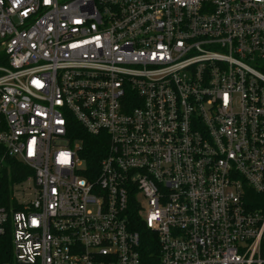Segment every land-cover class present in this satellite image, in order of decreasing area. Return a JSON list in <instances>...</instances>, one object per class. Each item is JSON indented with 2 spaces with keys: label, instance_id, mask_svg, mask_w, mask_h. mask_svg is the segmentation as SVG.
<instances>
[{
  "label": "built area",
  "instance_id": "2783aa9c",
  "mask_svg": "<svg viewBox=\"0 0 264 264\" xmlns=\"http://www.w3.org/2000/svg\"><path fill=\"white\" fill-rule=\"evenodd\" d=\"M3 54L0 264H145L132 210L159 264H264V0H0Z\"/></svg>",
  "mask_w": 264,
  "mask_h": 264
},
{
  "label": "trees",
  "instance_id": "16d2710c",
  "mask_svg": "<svg viewBox=\"0 0 264 264\" xmlns=\"http://www.w3.org/2000/svg\"><path fill=\"white\" fill-rule=\"evenodd\" d=\"M7 58L3 54L0 56V63L7 65ZM84 149V158L86 159V175L97 174L100 166V160L104 156L108 140L104 133L100 135H91L83 131L80 134ZM3 158V165L0 169V205L7 208L15 203L14 186L19 185L34 174L33 169L25 165L20 160L6 155L4 147L0 145V159ZM132 227L140 235V252L145 264H159V248L156 234L146 227L136 210L130 214Z\"/></svg>",
  "mask_w": 264,
  "mask_h": 264
},
{
  "label": "rangeland",
  "instance_id": "374dc122",
  "mask_svg": "<svg viewBox=\"0 0 264 264\" xmlns=\"http://www.w3.org/2000/svg\"><path fill=\"white\" fill-rule=\"evenodd\" d=\"M33 191L32 190H27V194H26V197H30L32 198L33 197Z\"/></svg>",
  "mask_w": 264,
  "mask_h": 264
}]
</instances>
